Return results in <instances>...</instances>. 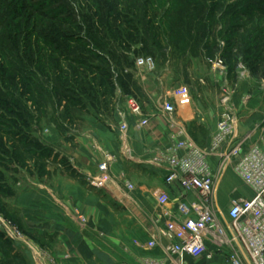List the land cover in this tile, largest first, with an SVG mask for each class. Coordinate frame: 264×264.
<instances>
[{
    "label": "rangeland",
    "instance_id": "374dc122",
    "mask_svg": "<svg viewBox=\"0 0 264 264\" xmlns=\"http://www.w3.org/2000/svg\"><path fill=\"white\" fill-rule=\"evenodd\" d=\"M29 1L44 13L0 0V213L15 224L6 199L21 172L17 160L32 158L37 171L47 164L68 167L56 150L66 120L114 124L119 119L115 110L124 109L128 96L155 105L175 82H190L187 59L205 69L218 54L244 63L245 49L253 47L254 57V40L264 31V0ZM259 51L264 72V43ZM138 55L152 56L156 69L138 68ZM162 75L160 85L156 77ZM224 183L234 187L228 178ZM98 190L117 219L114 233H122L130 215L141 216L137 206L111 199V190ZM74 217L80 229L89 224L86 217L84 222ZM12 243L0 238L3 262L10 259L6 248Z\"/></svg>",
    "mask_w": 264,
    "mask_h": 264
},
{
    "label": "crops",
    "instance_id": "0c3cea01",
    "mask_svg": "<svg viewBox=\"0 0 264 264\" xmlns=\"http://www.w3.org/2000/svg\"><path fill=\"white\" fill-rule=\"evenodd\" d=\"M224 61V70L219 72L210 64L208 67L205 65V69H198L187 59L185 70L191 81L184 85L189 89L190 101L179 105L175 116L198 146L207 147L222 110L221 89L226 87L240 118L239 133L250 135V142L264 149V72L250 70L239 79L237 65L241 62ZM162 78L163 75L156 77L160 85H163ZM179 85L183 84L175 82L172 88ZM146 92L155 94L153 90L146 89ZM146 100L142 102L139 99L145 112H149L152 102ZM115 111L116 114L125 111V106ZM64 124L68 129H64L66 132L61 135V145L56 150L69 162L67 168L61 164H47L37 171L32 158L22 163L17 160L21 172L12 183L13 194L6 202L15 211V221L25 230L28 243L13 242L10 250L6 248L10 259L3 262L0 258V264H144L150 260L169 264L160 248H146L140 244L150 239L153 231L151 218L161 212L153 192L164 190L175 201L182 191L165 184L160 172L120 158L117 143L119 119L113 124L79 118L73 123L66 120ZM128 125L132 154L139 159H147L170 144V130L159 115L151 117L145 127H138L136 118L128 116ZM104 153L115 157L111 166L113 175H117L119 180L123 175L134 184L132 190L125 189L123 185L118 190L110 189V198L137 206L141 214L138 217L127 216L130 222L138 224L129 222L122 233H114V221L117 219H114L103 193L88 181L96 174L97 164ZM210 163L212 170L216 171L218 159L212 157ZM225 178L233 181L234 187L226 188ZM243 196H250L249 190L232 171L226 172L218 188L219 206L228 208L232 199ZM73 212L83 213L89 224L80 229V225L73 222ZM186 263L224 264L219 258L207 263L203 258L191 257L186 258Z\"/></svg>",
    "mask_w": 264,
    "mask_h": 264
},
{
    "label": "built area",
    "instance_id": "2783aa9c",
    "mask_svg": "<svg viewBox=\"0 0 264 264\" xmlns=\"http://www.w3.org/2000/svg\"><path fill=\"white\" fill-rule=\"evenodd\" d=\"M209 62L213 70H224L225 61L220 54ZM134 63L147 72L156 69L155 59L150 55L135 56ZM237 67L239 79L250 71L244 63H238ZM221 91L222 110L207 147L198 146L175 116L179 105L190 101L185 85L164 92L149 112H145L138 98L128 96L125 111L118 113L120 158L160 172L165 184L182 191L175 201L164 190L153 192L161 212L151 218L150 239L144 244L137 243L146 248H160L169 264H187V257L203 258L207 263L219 258L224 264H264V149L251 143L250 135L239 133L240 118L232 105L231 93L226 87ZM156 115L164 119L170 130V144L147 159H139L133 156L128 141V116L136 118L138 127H145ZM212 157L218 159L216 171L212 170ZM114 161L111 153H104L96 174L88 178L89 184L104 190H118L122 185L127 190L134 189V184L123 175L120 180L113 175ZM228 171L240 179L250 196L232 199L229 207L222 209L217 193ZM74 216L80 222L86 221L82 215ZM0 232L12 242L28 243L19 226L2 213ZM144 264L161 263L150 260Z\"/></svg>",
    "mask_w": 264,
    "mask_h": 264
},
{
    "label": "trees",
    "instance_id": "16d2710c",
    "mask_svg": "<svg viewBox=\"0 0 264 264\" xmlns=\"http://www.w3.org/2000/svg\"><path fill=\"white\" fill-rule=\"evenodd\" d=\"M13 2H15L16 4H18L20 6L21 9H23L25 12H41L44 13V11L40 10V7L35 3V2H31L29 0H12ZM225 14H228L229 11L228 9L224 11ZM132 32H130L129 37L131 36ZM135 39H133V41L137 42L138 39L136 38V35L133 37ZM132 40V39H131ZM256 42L254 48L255 51H257V54L253 57V54L251 53V49L253 47L247 48L244 51V56H245V60L248 62H244V64L253 72L259 71L261 63L263 61V55L262 52L259 51L260 48L262 47V44L264 43V31L260 34H258L254 40ZM224 60L225 56H222ZM45 151V149L43 150V152ZM7 195H11V191H7ZM2 237V234L0 233V238Z\"/></svg>",
    "mask_w": 264,
    "mask_h": 264
}]
</instances>
